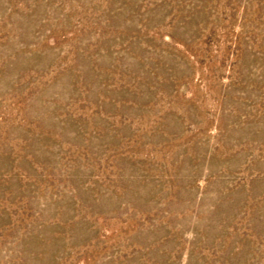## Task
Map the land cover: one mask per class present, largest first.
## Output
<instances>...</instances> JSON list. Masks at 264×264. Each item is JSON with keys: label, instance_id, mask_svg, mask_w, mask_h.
Instances as JSON below:
<instances>
[{"label": "rangeland", "instance_id": "rangeland-1", "mask_svg": "<svg viewBox=\"0 0 264 264\" xmlns=\"http://www.w3.org/2000/svg\"><path fill=\"white\" fill-rule=\"evenodd\" d=\"M0 264H264V0H0Z\"/></svg>", "mask_w": 264, "mask_h": 264}]
</instances>
